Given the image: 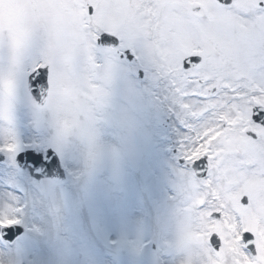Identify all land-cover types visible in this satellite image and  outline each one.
I'll use <instances>...</instances> for the list:
<instances>
[{"label": "snow or ice", "instance_id": "1", "mask_svg": "<svg viewBox=\"0 0 264 264\" xmlns=\"http://www.w3.org/2000/svg\"><path fill=\"white\" fill-rule=\"evenodd\" d=\"M21 107L51 147H79L85 186L119 180L142 115L164 107L189 166L166 250L176 264H264V0H0V154L14 168L45 146L25 140ZM20 211L0 203V236ZM0 264L21 259L0 250Z\"/></svg>", "mask_w": 264, "mask_h": 264}, {"label": "rangeland", "instance_id": "2", "mask_svg": "<svg viewBox=\"0 0 264 264\" xmlns=\"http://www.w3.org/2000/svg\"><path fill=\"white\" fill-rule=\"evenodd\" d=\"M18 115L25 140L45 145L25 149L51 147L50 134L29 125L26 108ZM176 129L185 132L175 115L148 107L119 180L102 175L87 186L76 180L77 145L52 147L66 169L65 182L34 180L4 161L0 203L8 199L22 209L25 232L13 246L0 239V250L18 255L21 264H176L165 244L179 203L176 173L185 167L178 164Z\"/></svg>", "mask_w": 264, "mask_h": 264}, {"label": "water", "instance_id": "3", "mask_svg": "<svg viewBox=\"0 0 264 264\" xmlns=\"http://www.w3.org/2000/svg\"><path fill=\"white\" fill-rule=\"evenodd\" d=\"M25 155L26 157L24 156V158L29 160L34 168L32 173L35 176H50L58 180L64 179L62 169H60L58 159L54 153L49 152L47 159H44L41 154H35L33 151L26 152ZM57 165L59 166V169Z\"/></svg>", "mask_w": 264, "mask_h": 264}]
</instances>
